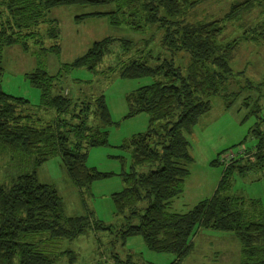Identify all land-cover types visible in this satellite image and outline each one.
<instances>
[{"label":"trees","instance_id":"obj_1","mask_svg":"<svg viewBox=\"0 0 264 264\" xmlns=\"http://www.w3.org/2000/svg\"><path fill=\"white\" fill-rule=\"evenodd\" d=\"M205 1L0 0V76L4 73L6 47L18 45L25 53L34 54V47L51 39L55 43L45 50L60 53V29L56 20L46 18L54 7L111 5L112 10L79 15L77 20L90 15L108 17L111 24L125 25L141 34L155 28L153 37L156 32L162 34L157 49L148 46L146 54L139 50V54L108 69L119 71L122 78L154 79L127 95L130 110L126 116L145 112L150 120L146 132L121 145L132 151V166L122 173L124 188L112 194L117 213L125 218L118 235L123 242L131 235H142L151 250L176 254L169 264H182L202 228L227 231L241 242L240 264H264V200L232 191L236 171L247 174L264 168V116L257 115L260 119L252 129L257 144L227 165L213 196L187 212L171 210L173 199L183 191L193 160L187 135L200 117L211 111L212 97L227 95L229 86L242 73L231 65L239 46L264 41V23L223 40L225 21L238 18L255 5L264 14V0H239L222 20L191 18ZM48 23L51 25L44 36L39 28ZM116 41L126 54L135 44L130 39L107 36L94 41L73 62L63 64L57 74L42 67L27 73L31 84L41 91L40 109L0 87V158L15 161L19 170L9 181H0V264H55L64 252L53 254L37 237L73 240L92 228L112 229L95 218L89 206L85 214L67 215L61 193L55 185L41 182L37 169L59 155L82 194L96 180L114 175L87 164L89 148L109 144L107 131L103 137L98 131L99 117L110 121L104 97L83 105L81 99L70 97V90L60 80L72 68L98 72ZM49 108L56 112L51 118L38 111ZM30 163L32 170L24 171ZM111 257L114 264H138L130 256L113 253Z\"/></svg>","mask_w":264,"mask_h":264},{"label":"rangeland","instance_id":"obj_2","mask_svg":"<svg viewBox=\"0 0 264 264\" xmlns=\"http://www.w3.org/2000/svg\"><path fill=\"white\" fill-rule=\"evenodd\" d=\"M237 1L239 0H206L190 16L194 20H222ZM113 8L111 5L91 4L54 7L46 18L56 20L60 29L59 54L45 50L55 43L51 39H46L44 45L34 47V54L25 53L18 45L6 47L3 52L4 73L0 76V87L10 95L29 100L33 108L40 109L41 91L31 84L27 73L42 67L50 74H57L63 64L73 62L94 41L107 36L135 42L131 51L126 54L116 41L111 55L104 59L98 72L85 67L72 68L64 72L65 77L60 80L61 85L70 90V97L81 99L83 105L97 101L101 95L104 97L110 121L99 117L98 131L102 137L105 135L104 131H107L109 144L89 148L87 164L114 175L96 180L91 189L88 192L84 189L82 194L72 182L59 155L51 157L37 169L40 181L55 185L61 193L67 215L85 214L89 212V206L94 211L95 218L112 226L111 230L89 229L73 240L47 241L45 235L37 237L36 240L41 239V243L48 246L53 254L64 252L55 264H114L111 257L113 253L120 254L123 258L130 256L138 264H169L176 259L173 252L151 250L142 235H131L125 242L118 235L122 224H125V218L117 213L112 194L124 188L122 173L130 171L132 166V151L121 145L134 135L146 132L150 120V115L145 112L132 117L126 116L130 110L127 95L154 79L152 76L122 78L119 71L108 69L126 61L127 57L139 54V50L146 54L148 46L157 49L162 34L156 32L153 37L155 28L147 29L145 34H141L128 26L111 24L108 17L90 15L77 20L79 15ZM260 10L255 5L238 18L225 21L223 40L239 36L245 28L264 23V14ZM49 24L51 25L48 23L39 28L44 36ZM147 39L150 42H146ZM231 65L234 71L242 73L229 86L227 95L212 97L211 111L203 114L193 132L187 135L193 160L189 165L182 193L173 199V212H187L200 201L213 196L227 167L221 162L222 155L237 153L241 149H253L257 144L252 129L260 119L257 115L264 116V41L242 43L235 51ZM96 105L98 107V103ZM38 111L50 118L56 114L52 108ZM17 167L16 162L11 163L8 157L0 158V181H9L11 174L19 171ZM32 168L31 163L27 164L24 171H31ZM232 191L238 195L264 200V168L252 169L247 174L236 171ZM83 195L86 196L85 199ZM72 254L75 256L71 260ZM241 259V242L233 233L202 228L193 238V247L183 258L182 264H240Z\"/></svg>","mask_w":264,"mask_h":264},{"label":"built area","instance_id":"obj_3","mask_svg":"<svg viewBox=\"0 0 264 264\" xmlns=\"http://www.w3.org/2000/svg\"><path fill=\"white\" fill-rule=\"evenodd\" d=\"M244 150L241 149L239 152L237 153H234V152H230L226 155H223L222 158H221V161L223 163L227 165H229L230 163H232L234 160H236L238 158V155H240Z\"/></svg>","mask_w":264,"mask_h":264}]
</instances>
